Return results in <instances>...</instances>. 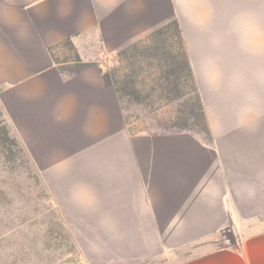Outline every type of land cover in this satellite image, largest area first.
I'll list each match as a JSON object with an SVG mask.
<instances>
[{"label": "crops", "instance_id": "0c3cea01", "mask_svg": "<svg viewBox=\"0 0 264 264\" xmlns=\"http://www.w3.org/2000/svg\"><path fill=\"white\" fill-rule=\"evenodd\" d=\"M174 20L209 138L130 131L108 71ZM0 108L89 264H264V0H0Z\"/></svg>", "mask_w": 264, "mask_h": 264}, {"label": "rangeland", "instance_id": "374dc122", "mask_svg": "<svg viewBox=\"0 0 264 264\" xmlns=\"http://www.w3.org/2000/svg\"><path fill=\"white\" fill-rule=\"evenodd\" d=\"M145 43L120 54V64L108 71L119 73L120 80L135 75L137 93L121 104L130 131H174L180 103L161 98V72L153 53H146ZM170 44L179 47L177 39ZM55 56L60 62L76 58L67 45L56 49ZM2 121L9 127L0 108ZM193 253L191 246L148 264H185ZM0 264H89L70 232L65 231L46 183L27 153L6 147L0 148Z\"/></svg>", "mask_w": 264, "mask_h": 264}, {"label": "trees", "instance_id": "16d2710c", "mask_svg": "<svg viewBox=\"0 0 264 264\" xmlns=\"http://www.w3.org/2000/svg\"><path fill=\"white\" fill-rule=\"evenodd\" d=\"M175 39L179 41L178 48L170 44ZM147 43L148 46H146ZM143 47L146 49V53H153L157 61V69L161 72V98L180 103L176 110V124L174 125L176 129L169 132L186 131L209 138L210 129L204 105L183 45L182 32L178 21L174 20L153 32L147 38ZM135 48H138V46L126 48L121 54L126 55ZM105 80L107 84L111 85L110 77L105 76ZM118 88L120 101L124 103L127 97H132L137 93L135 75L134 77L125 76L124 79L119 81ZM187 88L190 89L189 93H185ZM3 147H6V149L13 148L19 153L25 152L20 141L11 135L9 127L2 121L0 122V148L3 149Z\"/></svg>", "mask_w": 264, "mask_h": 264}, {"label": "clouds", "instance_id": "9594fccd", "mask_svg": "<svg viewBox=\"0 0 264 264\" xmlns=\"http://www.w3.org/2000/svg\"><path fill=\"white\" fill-rule=\"evenodd\" d=\"M261 115L251 106H244L237 112V119L241 125H251Z\"/></svg>", "mask_w": 264, "mask_h": 264}]
</instances>
